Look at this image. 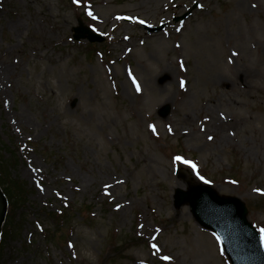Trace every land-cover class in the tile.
<instances>
[{
    "label": "rangeland",
    "instance_id": "1",
    "mask_svg": "<svg viewBox=\"0 0 264 264\" xmlns=\"http://www.w3.org/2000/svg\"><path fill=\"white\" fill-rule=\"evenodd\" d=\"M237 1L0 0V159L26 189L0 264H229L174 203L202 182L264 244V0Z\"/></svg>",
    "mask_w": 264,
    "mask_h": 264
},
{
    "label": "water",
    "instance_id": "2",
    "mask_svg": "<svg viewBox=\"0 0 264 264\" xmlns=\"http://www.w3.org/2000/svg\"><path fill=\"white\" fill-rule=\"evenodd\" d=\"M187 13L183 15L185 17ZM74 38H88L89 41H101L82 23L74 28ZM164 114L167 107L163 109ZM174 203L180 206L187 203L197 222L216 233L224 246L232 264H264V250L259 234L246 219L244 204L237 198L221 197L211 188L191 185L187 190L177 189ZM7 200L0 189V231L6 214Z\"/></svg>",
    "mask_w": 264,
    "mask_h": 264
},
{
    "label": "trees",
    "instance_id": "3",
    "mask_svg": "<svg viewBox=\"0 0 264 264\" xmlns=\"http://www.w3.org/2000/svg\"><path fill=\"white\" fill-rule=\"evenodd\" d=\"M7 171L6 165L3 163V161L0 159V186L1 189L6 194L7 200L9 201V220L6 221V225L3 228V235L2 238L6 239L7 236L13 235L15 233V229L13 228V223L11 222L13 219V214L15 215L17 208L22 207L25 203L26 200L25 198V188L24 185H21L18 181L13 182L10 180ZM52 214L53 219H60L61 224L58 226H61L62 224L65 225L66 222H64L67 219V212H62V213H50ZM55 232H60L56 228L53 230ZM55 233H53L54 235ZM51 235V233H49Z\"/></svg>",
    "mask_w": 264,
    "mask_h": 264
},
{
    "label": "snow or ice",
    "instance_id": "4",
    "mask_svg": "<svg viewBox=\"0 0 264 264\" xmlns=\"http://www.w3.org/2000/svg\"><path fill=\"white\" fill-rule=\"evenodd\" d=\"M89 15H91V12H89ZM140 22H141V23H144V21H140ZM181 66H182V65H181ZM184 86H185V82H184L183 80H181V82H180V87L183 88ZM137 91H140V87H139L138 84H137ZM150 127L152 128V130H153L154 132L156 131L155 126L150 125ZM210 139H211V137H210ZM175 159H176L177 161H181L183 158L177 156V157H175ZM183 163L191 165L192 168H195V167H196L195 164H193L191 161H188V160H183ZM261 231L264 232V229H262ZM70 246H71V245H70ZM152 247H153V248H157V246H156L155 244H153ZM157 251H159L158 248H157ZM163 259H165V260H169L170 257L165 256V257H163Z\"/></svg>",
    "mask_w": 264,
    "mask_h": 264
},
{
    "label": "bare ground",
    "instance_id": "5",
    "mask_svg": "<svg viewBox=\"0 0 264 264\" xmlns=\"http://www.w3.org/2000/svg\"><path fill=\"white\" fill-rule=\"evenodd\" d=\"M243 7H244V2H243V0H239V1H237V8L239 9V8H243ZM120 40H121V37H119V38L117 39L118 42H119ZM165 72H167L168 74H170V71H168V69H167ZM156 89H158V86H156ZM214 130L218 132V131H219V126L215 125ZM222 137H225L224 133H223ZM182 187H185V186H182Z\"/></svg>",
    "mask_w": 264,
    "mask_h": 264
}]
</instances>
